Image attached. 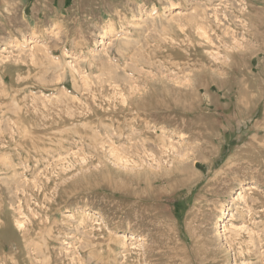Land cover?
Wrapping results in <instances>:
<instances>
[{
	"label": "rangeland",
	"instance_id": "rangeland-1",
	"mask_svg": "<svg viewBox=\"0 0 264 264\" xmlns=\"http://www.w3.org/2000/svg\"><path fill=\"white\" fill-rule=\"evenodd\" d=\"M0 264H264V0H0Z\"/></svg>",
	"mask_w": 264,
	"mask_h": 264
},
{
	"label": "bare ground",
	"instance_id": "bare-ground-1",
	"mask_svg": "<svg viewBox=\"0 0 264 264\" xmlns=\"http://www.w3.org/2000/svg\"><path fill=\"white\" fill-rule=\"evenodd\" d=\"M87 110H88V109H87ZM84 111H85V110H84ZM84 111H83V112H84ZM71 114H72V113H71ZM73 116H74V115H73ZM84 119H85V118H84ZM116 119H117V118H116ZM77 120H78V119H77ZM87 121H88V120H87ZM116 121H117V120H116ZM117 122H118V121H117ZM140 122H141V121H140ZM134 124H135V123H134ZM114 125H115V124H114ZM97 126H98V125H97ZM108 126H109V125H108ZM61 127H62V126H61ZM90 127H91V126H90ZM122 127H123V125H122ZM120 128H121V127H120ZM61 129H62V128H61ZM61 129H60V130H61ZM60 130H59V131H60ZM64 130H65V129H64ZM64 130H63V131H64ZM115 130H116V129H115ZM52 131H53V130H52ZM65 131H66V130H65ZM56 132H58V131H56ZM89 133H90V132H89ZM55 134H56V133H55ZM83 134H84V133H83ZM80 135H81V134H80ZM97 135H98V134H97ZM73 136H74V135H73ZM77 136H78V135H77ZM83 136H84V135H83ZM86 136H87V135H86ZM50 137H51V136H50ZM70 137H71V136H70ZM159 140L161 141V139H159ZM148 141H149V140H148ZM141 143H142V142H141ZM162 144H163V143H162ZM139 145H142V144H139ZM152 145H153V144H152ZM158 145H159V144H158ZM141 147H142V146H141ZM158 147H159V146H158ZM147 149H148V148H147ZM139 150H141V149H138V151H139ZM151 150H152V149H151ZM158 150H159V149H158ZM134 151H136V149H135ZM144 151H145V150H144ZM160 151H161V150H160ZM155 153H156V152H155ZM158 153H160V152H158ZM158 153H156V154H158ZM142 154L144 155V153H142ZM151 154H152V153H151ZM156 154H155V155H156ZM160 154H161V153H160ZM160 154H159V155H160ZM159 155H158V156H159ZM162 155H163V154H162ZM181 155H183V154H181ZM131 156H132V155H131ZM184 156H185V155H184ZM134 157H135V155H134ZM142 157H143V156H142ZM150 157H151V156H150ZM199 157H200V156H199ZM140 158H141V157H140ZM147 158H148V157H147ZM182 158H183V157H182ZM127 159H128V158H127ZM148 159H149V158H148ZM153 160H154V159H153ZM140 163H141V162H140ZM147 164H148V163H147ZM158 167H159V166H158ZM141 168H142V167H141ZM161 168H162V167H161ZM161 168H160V169H161ZM173 170H174V169H173ZM184 171H186V170H184ZM151 172H152V171H151ZM182 172H183V171H182ZM163 173H164V172H163ZM179 173H180V172H179ZM135 174H136V173H135ZM193 174H194V173H193ZM197 182H198V181H197ZM230 218H232V217H230ZM230 225H232V223H230ZM24 232H25V231H24ZM203 245H204V244H203Z\"/></svg>",
	"mask_w": 264,
	"mask_h": 264
}]
</instances>
